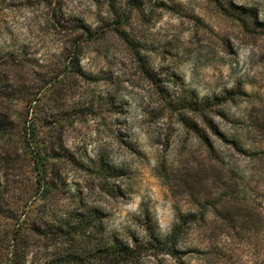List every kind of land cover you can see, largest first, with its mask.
<instances>
[{"label": "rangeland", "instance_id": "rangeland-1", "mask_svg": "<svg viewBox=\"0 0 264 264\" xmlns=\"http://www.w3.org/2000/svg\"><path fill=\"white\" fill-rule=\"evenodd\" d=\"M178 93L215 106L224 141L197 125L215 157L164 102ZM0 120V264L13 220L31 264L68 247L31 224L94 210L79 243H136L137 264H264V0H0ZM200 212L163 255L154 238Z\"/></svg>", "mask_w": 264, "mask_h": 264}, {"label": "trees", "instance_id": "trees-1", "mask_svg": "<svg viewBox=\"0 0 264 264\" xmlns=\"http://www.w3.org/2000/svg\"><path fill=\"white\" fill-rule=\"evenodd\" d=\"M74 63V61H72ZM76 64V63H75ZM77 68V64L75 65ZM164 102L172 109L173 114L177 118V120L189 127H191L192 131L196 135L197 139L201 142V144L206 148L210 156L215 157V150L211 142L207 141L204 135H202L197 128L198 124L206 125L208 131L212 136L224 141V137L217 129L213 121V117L218 115L213 112L212 108L215 106H208V120L207 115L204 114L202 110V106L198 104L196 101L186 100L181 93L175 95H169L167 98H164ZM193 116V120H190L188 116ZM193 125V126H192ZM5 126V122L1 123L0 120V130H3ZM6 130V126L4 128ZM33 128L30 126L26 128L25 133L27 138L25 140V144L27 148L31 149V155L34 159L35 164V190L38 197H45V194L48 193L50 189H52V183L48 182L47 172H43L44 165L47 162V159L44 158L43 154L35 149H38V145L35 141H33ZM255 158H259L260 160H264V152H256ZM107 174V172H104ZM105 176V174H104ZM3 187V183L0 177V210L2 209V204L4 200V194L1 192V188ZM216 211V207L212 208ZM212 210V211H213ZM218 213V212H216ZM205 212H200L199 215L188 214L183 215L178 213L176 216V223L174 228L169 236V238L160 241L156 237L154 238L155 244L160 247L162 250V254L175 258L178 250L177 247L179 245V241L181 236L184 235L190 227L195 225L198 222L204 221ZM75 222L68 223L67 225L63 223V221L58 222L56 225L52 224V220L47 222L42 226H35V224H31L30 228L33 233L36 235L50 237L52 234H59L61 237L65 239V252H58L52 255V251L48 253L47 256H44L41 261L31 264H137L140 259V246L136 243L128 244L124 243L117 237H107L106 235L102 238V242L97 244L95 247L91 246V244H82L79 243L78 239L81 238L82 234H84L85 230L93 226L92 223H100L101 216L97 210L93 212H89L86 215L83 214H74L72 217ZM15 223L11 226L10 235L7 238V242L9 244V248L6 250L5 254V263L4 264H26L25 255L26 253L21 250L22 238L21 235L27 229V221L22 218H18L13 220ZM149 222L151 220H148ZM152 231L154 230V225L151 223ZM42 227V230L41 228ZM50 246H46L45 250H49ZM63 250V249H62ZM202 255H206V252H197ZM180 261V258L178 257ZM180 264H183L180 262Z\"/></svg>", "mask_w": 264, "mask_h": 264}]
</instances>
